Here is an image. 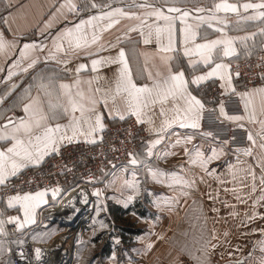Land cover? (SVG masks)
I'll return each mask as SVG.
<instances>
[{"label":"snow or ice","instance_id":"obj_1","mask_svg":"<svg viewBox=\"0 0 264 264\" xmlns=\"http://www.w3.org/2000/svg\"><path fill=\"white\" fill-rule=\"evenodd\" d=\"M50 7L55 10L34 26L39 29L40 40L29 39L24 31H13L9 23L12 13L9 11L7 16L0 13V24L5 26L0 29V58L7 67L3 80L10 85L0 95V104L18 87L12 82L14 77L31 75V82L13 105L22 115L5 118L0 113L3 121L0 123V188H7L23 170L41 166L46 157L60 155L65 142L70 144L83 139L85 143H102V134L108 126L106 121L126 123L134 118V123L147 133V139L141 138L142 150L129 151L124 166L111 172L101 168L102 175H90L88 182L102 183L105 188L113 189L114 195L110 198L127 208L142 192L141 180L137 178L138 170L142 169L152 180L166 182L173 189L172 196L154 201L157 207L162 204L171 207L179 205L181 198L187 202L193 191H198L197 176L201 183H207L205 177L213 178L218 187L213 189L215 195L208 194L212 204L208 208L202 202L199 204L195 209L193 234L189 236L185 232L186 239L168 253V264H212V256L219 247L214 242L218 240L214 225L221 211L216 206L217 201L224 208L233 209L229 216L238 215L234 204L219 199L221 188L242 204L251 200L252 213L245 212L248 221L257 216L264 219V212L256 210L264 207V72L259 74V84L239 90L234 79L239 78L240 73L234 74L231 64L226 62L238 58L241 52L251 56L257 35L264 37V0H211V6L201 5L200 0H129L127 3L109 0L103 4L96 0H55ZM11 8L9 0L6 9ZM124 21L128 23L115 40L103 39L105 32ZM248 24L261 26L252 32L245 30ZM208 30L217 35L209 38ZM233 32L243 34L233 35ZM131 33H137L139 39L133 41ZM141 42L144 46L154 44L155 48L151 52L132 48L133 56L137 57L134 69L128 50L121 45ZM261 48L264 50V41ZM107 50L115 51L109 55L100 54ZM81 53L89 58L90 70L95 73L87 79H83L81 73L89 69V64L79 63L74 69L69 67L70 60ZM139 57H144L143 67ZM157 59L158 64L155 63ZM261 60L264 61V56ZM50 62L53 64L51 71ZM105 66H115L111 77L99 74V69ZM59 71H74L75 79L65 82ZM217 80L222 90L220 99L206 101L200 90ZM233 96L238 98L242 114H229L226 110L224 98ZM210 102L216 106L208 108ZM206 112L217 113V121L232 122L244 129L247 145L229 148V140H220L218 134L205 131ZM176 127L193 130L202 142L194 143L193 135L173 132ZM170 133L174 139L164 151L157 150ZM180 145L187 157V168L183 162L181 171H166L156 166L153 158L158 161L175 155L172 149ZM229 151L234 153V159L228 158ZM213 162H218L217 167H211ZM111 166L117 168L115 164ZM192 168H199L200 174H189ZM218 168L226 171H218ZM229 183L231 188L226 187ZM61 191L56 185L35 192L17 190L0 196V202L5 205L0 208V264H14L13 255L26 259L22 247L18 251L13 247L22 246L25 241L7 226L14 224L16 232H20L35 223L36 209L48 202V193L51 192L55 199ZM93 195L99 201L104 197V189L94 188ZM196 203L193 200V204ZM17 206L23 219L18 215H6L7 209ZM100 211L98 206L97 213ZM99 224L101 228L107 227L103 221ZM151 227L144 236L137 237L146 240L143 248L133 251L145 254L151 251L155 241L148 238L152 235H156L157 240L163 239L162 235L153 233ZM252 231H258L260 239L253 242V249L246 257L234 264H247L249 260L253 264H264V228ZM48 235L33 239L43 240ZM257 250L258 256L255 255ZM33 253L36 264H42V248L35 247ZM109 259L113 264H120L115 251ZM127 264H133L131 255H127Z\"/></svg>","mask_w":264,"mask_h":264},{"label":"rangeland","instance_id":"obj_2","mask_svg":"<svg viewBox=\"0 0 264 264\" xmlns=\"http://www.w3.org/2000/svg\"><path fill=\"white\" fill-rule=\"evenodd\" d=\"M216 86L219 87L218 85ZM207 87L211 88L213 86ZM231 124L238 128L234 123L231 122ZM242 130L247 135L246 131ZM234 134L236 135L237 133ZM199 138L201 140V137ZM246 145L247 141L242 140L237 145L229 143L228 147H244ZM141 150L142 145L138 151ZM228 158L234 159V153L229 151ZM241 159L252 163L247 157L241 156ZM182 162L183 160L180 161L179 159L177 164L174 166L170 165L165 170L181 171L180 164ZM217 164L218 162H213L211 167H217ZM187 167L186 165L185 168ZM218 171L224 172L226 169L218 168ZM256 171L257 176H259V169L257 168ZM200 172L199 168H192L189 174H200ZM137 178L141 180L142 192L127 208L117 202V200L110 198L114 195L113 189L105 188L102 183H90L87 190L88 194L74 197L71 200L72 205H79L82 201H85L86 196L87 207L82 210H75L76 214L70 216L68 214L65 215V210L61 203L65 196L72 191L71 189L74 188L72 187L71 191L69 190L65 196L60 195L59 200L55 201V204L57 203L55 207L61 206L60 208H55L56 212H51V209H49L46 210V213H42V209L40 210V217L46 219L47 229L49 228L47 238L41 240L43 241L41 243L23 239L25 241L24 245L29 242L33 244L34 248L41 247L42 250L48 249V252H52V248H47V246L52 244L57 250H66V255H63L65 256L64 259L62 258V264H113L109 259L113 251L116 252L120 264H127V255L133 257V264H168L170 259L169 251L173 250L178 242H183L186 239L184 236L185 232L189 233V236L193 234L195 209L201 202L205 208L212 204V201L208 200V194L212 193L215 195L213 189L218 187V183L211 177H205L207 183H201L197 176L198 191H193L192 196L187 198V202H185L184 198H181L179 205L169 207L162 204L161 207H157L154 201L162 199V197L172 196L173 189L169 188L166 182L158 183L151 180L147 172L142 169L138 170ZM225 178L230 179V177ZM226 187L231 188L232 184L229 183ZM94 188L104 189V197L99 201L93 195ZM219 199H227L231 204H234V210L238 215L235 217L229 216L228 213L233 211V209L224 208L217 201L216 206L220 207L221 211L219 220L214 225L218 236V240L214 242L218 243L219 247L212 256V264H234V261L246 257L252 251L253 242L260 239V233L258 231L253 232L252 229L264 228V219L257 216L254 220L248 221L245 218V212L249 215L252 213L251 200H248L246 204H242L235 199L232 193H224L222 188ZM193 200L197 202L195 205ZM98 206L101 208L99 213H97ZM61 210L63 211L62 213H60ZM256 210L257 212H264V207H259ZM100 221H103L107 227L101 228ZM150 225L152 226L151 231L162 235L163 239L157 240L156 235H152L148 238L155 241L151 251L146 254L133 251V249L143 248L146 240L137 239V237L144 236L149 231ZM210 226H213L211 221ZM225 232L228 233L227 236L224 235ZM44 234L46 233L40 234L37 238ZM21 236L16 237L19 238ZM229 252L232 253L231 256L228 255ZM173 255H175V251H173ZM255 255H260L259 250L256 251ZM46 259V257H42V264H54V261L50 258ZM65 260L67 261L64 262ZM247 264H253V261L249 260Z\"/></svg>","mask_w":264,"mask_h":264},{"label":"built area","instance_id":"obj_3","mask_svg":"<svg viewBox=\"0 0 264 264\" xmlns=\"http://www.w3.org/2000/svg\"><path fill=\"white\" fill-rule=\"evenodd\" d=\"M264 53L250 56L237 61L231 65L232 71L240 73L239 78L234 79V83L239 90H243L244 86L252 87L259 84V74L264 72V61L261 57ZM209 87H207L208 89ZM221 90L217 86H213L206 90V101H217L220 99L219 92ZM226 110L229 114H240L242 106L238 98L225 97ZM208 108L215 107V103H208ZM217 113L206 112L203 121V129L218 134L220 140H229L231 145L239 144L242 140H246V134L242 129L235 128L231 122H220L216 120ZM173 131H178L174 129ZM234 133H237L236 135ZM103 142L90 144L85 142H73L66 144L61 148L60 155L50 157L44 164L38 167L23 170L19 178H13L7 188H0V196L13 194L15 191H35L44 187H54L59 185L62 189L60 194H65L75 186L86 185L88 177L101 176V168L106 172L117 171L124 166L129 157V151H138L141 146V138L147 137V133L141 130L139 125L134 123V118L129 119L126 123L115 122L109 125L103 134ZM234 137V140L230 138ZM111 161V164H109ZM112 164L117 166L112 168ZM31 181V182H29ZM12 185H16L13 187ZM47 208L41 210L46 213ZM10 232L19 236L20 232H16L15 226L10 224L7 226ZM16 251L23 248L26 259L21 260L19 256L13 255L14 264H36L34 260L33 244L26 243L22 246H13ZM44 256V255H43ZM45 257V256H44ZM68 260V258H67ZM66 260V261H67Z\"/></svg>","mask_w":264,"mask_h":264},{"label":"crops","instance_id":"obj_4","mask_svg":"<svg viewBox=\"0 0 264 264\" xmlns=\"http://www.w3.org/2000/svg\"><path fill=\"white\" fill-rule=\"evenodd\" d=\"M8 2H9V0H0V13H2L5 16L8 15L9 11L12 13V16L9 17V23L11 24L13 31H24V32H26L27 37L29 39L40 40L41 37L38 34L39 29L35 28L34 26L37 25L39 22H42V20H46L48 18V16L51 14V12L55 10L54 8L50 7L55 2V0H10V3L12 4V8L6 9V4ZM96 2L103 4V3H108L109 0H96ZM115 2L116 3H121V2L127 3V2H129V0H115ZM230 2H236V0H230ZM241 2H243V0H241ZM200 3L203 6H211V0H200ZM69 19H72V18L69 17ZM127 23H128L127 21H124V22H122V24L120 26L115 27V28L105 32L103 34V39L105 41L115 40V38L118 35H120L121 32L124 31V25H126ZM260 26L261 25H259V24H248L245 26V30L254 32V31H257V29ZM4 27L5 26L3 24H0V29H2ZM29 29H33V30H29ZM231 34L242 35L243 32H238V33L233 32ZM130 35H131L133 41H137L139 39L137 33H131ZM215 35H217V33H215L212 30H208V37L209 38H214ZM9 38H11L10 35H9ZM262 41H264V37L257 35L256 47L253 49L251 56L258 55L259 53H264V50H262V48H261ZM121 46L125 47L128 50V55L130 57V60L132 62L134 69H135L136 64H137V57L133 56L131 49L135 47L140 52H151L155 48L154 44L150 45V46H144L142 44V42L141 43H123ZM114 51L115 50H107V51L100 53V54L101 55H109V54H113ZM247 57H250V56H247L243 52H241L239 54L238 58L232 59V60L226 61V62H229L232 65V63L234 61H237V60H240L243 58H247ZM138 59H139L140 66L143 67L144 57H139ZM9 63H10V61H9ZM79 63L89 64V69L86 71H83L81 73V77L83 79H87V78L95 75V73H92L90 70L91 65H90L89 58L85 57L82 53L70 60L69 67L74 69L76 67V65ZM155 63H157V64L159 63L158 59L155 61ZM40 67L43 68V65H41ZM52 67H53V64L50 62L49 71H51ZM0 68L3 69V71H0V95H3V93L7 91V88L10 85L8 84V82H5L3 80V77L7 74V67L5 66V62L3 61L2 58H0ZM149 68L150 69L152 68V62L151 61L149 63ZM114 70H115V66H105V67H102L99 69V74L102 76L111 77ZM152 70H154V69H152ZM59 75H60V78L62 80H64L65 82L70 83L72 80L75 79L74 71L67 72V73H64L63 71H59ZM12 82L17 83L18 87L13 91V93L11 95H9L4 100L3 104H0V113H2L5 118H7L9 116H13V115H15V116L22 115V111L18 108L13 107V105L16 102L17 97L22 93L24 87L31 82V75L30 74L17 75L16 77L13 78ZM101 83H103V81H101ZM216 85L219 86L218 80L216 83L207 84L204 88H202L200 90L201 94L203 95L205 100H206L205 95H206V90H207L206 87L207 86H216ZM85 87H86V85H85ZM33 94H35L34 90H33ZM5 110H8V111H5ZM240 114H242V112ZM2 122L3 121L0 120V123H2ZM115 122H117V121H106L108 126L115 123ZM174 129H178L180 131L178 133H180L181 135H193L194 136L193 142L194 143H201V140L199 138L200 137L199 134L194 132L193 130H191V129H180L178 127L174 128ZM173 139H174V136L170 133L169 137L164 142H162V144L160 146H158L157 150L164 151L167 148L169 142ZM74 142H84V141H83V139H81L79 141H74ZM66 144H69V143L65 142L64 145H66ZM172 151L175 152L176 154L170 155L166 159H161V160L156 161L155 158H153L156 166L165 170L170 165L174 166L175 164H177L179 162V159H180V161L183 160L184 167H185L187 165V157L184 156V154H183V146L182 145L177 146L176 148L172 149ZM52 156L53 155L46 157L43 164ZM36 191H38V190H36ZM33 192H35V191H33ZM59 197H60V193L58 194V196L55 199L52 198L51 192L48 193V195H47L48 202L46 204H42L39 208L36 209L35 223L27 225L22 231H20V235H22L21 237H19L20 239L30 240V241H33L35 243L43 242L40 239H37V240L33 239V237H38V236H40V234L47 233L49 231V228L47 229L48 226H46V223H45L46 219L40 217V210L43 208H47L49 210L52 206H56L57 203L55 204V201L57 202L59 200ZM0 206H1L0 208H2L5 205L1 202ZM6 215H18L21 217V219H23V213H22V211H20L18 206L16 208L7 209ZM12 225H14V224H12ZM53 247H54V245L47 246V248H52L53 249L52 251L56 250L57 252H59V250H57V248H53ZM46 250H48V249H46ZM44 264H47V263H44ZM48 264H50V263H48Z\"/></svg>","mask_w":264,"mask_h":264},{"label":"bare ground","instance_id":"obj_5","mask_svg":"<svg viewBox=\"0 0 264 264\" xmlns=\"http://www.w3.org/2000/svg\"><path fill=\"white\" fill-rule=\"evenodd\" d=\"M72 190V191H71ZM70 193H68L65 198L63 199L62 201V206L65 210V215L68 214V215H74L76 214L75 210H82L84 209L85 207H87V202L85 201H82L81 204L79 205H72V199L75 197H78V196H83L84 194H88L87 190H88V186L86 185H79V186H76L74 187L73 189H71ZM84 198V197H82ZM61 207V206H60ZM60 207H55V206H52L50 209H51V212H56L55 211V208H60ZM63 211L61 210L60 213H62ZM70 212H72V214H70ZM80 212V211H79ZM58 213V214H60ZM77 217V216H76ZM52 245V244H51ZM56 246V245H55ZM54 248V247H53ZM56 248V247H55ZM45 250V251H44ZM43 250V255L49 259L51 258L52 261H54V264H62V258L64 259L65 256H63L64 254L66 255V250H63V249H59V252H57L56 250L54 251H50L48 252V250L46 251V249ZM61 254V255H60ZM66 259V258H65ZM66 262V260L64 261Z\"/></svg>","mask_w":264,"mask_h":264},{"label":"trees","instance_id":"obj_6","mask_svg":"<svg viewBox=\"0 0 264 264\" xmlns=\"http://www.w3.org/2000/svg\"><path fill=\"white\" fill-rule=\"evenodd\" d=\"M61 195V194H60Z\"/></svg>","mask_w":264,"mask_h":264}]
</instances>
